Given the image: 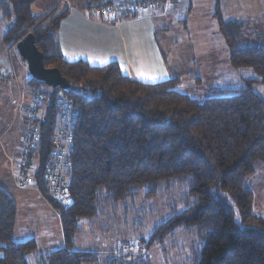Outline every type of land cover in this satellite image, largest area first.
I'll return each instance as SVG.
<instances>
[{
    "label": "trees",
    "instance_id": "1",
    "mask_svg": "<svg viewBox=\"0 0 264 264\" xmlns=\"http://www.w3.org/2000/svg\"><path fill=\"white\" fill-rule=\"evenodd\" d=\"M34 2L0 0L8 23L3 41L9 48L33 32L45 66L58 68L70 84L69 92L54 89L77 111L65 169L68 199L53 196L45 175L58 128L52 94L36 111L40 134L25 164L34 186L59 213L64 245L37 253L34 238L17 241V203L0 186V264H153L146 252L173 238L179 227H196L201 239L191 264H264V216L254 211L247 182L264 161V96L247 83L197 99L177 89L181 78L176 75L147 83L124 74L114 61L101 67L67 61L57 40L67 9L36 15ZM218 2L214 15L230 64L251 68L253 80L264 84L263 37L244 33L245 22L225 20ZM143 10L115 16L131 18ZM29 85L42 88L31 75ZM161 192L178 197L146 231L149 218L139 197L152 199ZM85 225L111 227L122 235L136 226L140 234L134 241L118 236L117 250L77 249L75 238ZM32 253L35 263L29 260Z\"/></svg>",
    "mask_w": 264,
    "mask_h": 264
},
{
    "label": "crops",
    "instance_id": "2",
    "mask_svg": "<svg viewBox=\"0 0 264 264\" xmlns=\"http://www.w3.org/2000/svg\"><path fill=\"white\" fill-rule=\"evenodd\" d=\"M186 1L188 0H174L167 3L164 7L145 9L139 12L141 16L123 19H119L114 14L109 16L93 13L90 10V5L93 0H35L32 5V10L36 15H43L52 8L58 10L67 9L57 31L60 51L62 52L63 58L67 61L84 60L92 66L99 67L114 61L117 62L124 74L136 80L155 83L168 80L171 76L176 75L181 78L180 83L182 84L191 80V76L195 73L190 71L191 76L188 75V78L183 80L186 77L181 75L184 74H176V72H181L179 67L182 64L175 59L174 68L173 66L171 68L163 52H168L173 48L170 38V27L181 26V28L186 29L188 25L187 16L191 12V7H187L185 9L186 12L182 16H179L178 21L181 22H178L176 19L178 8L184 10L187 5ZM218 3L221 15L225 20L236 19L245 22L249 25L243 29L244 33L246 32L247 35L259 34L264 39V29L259 26L263 24L261 20H264V0H219ZM212 10L214 12L216 10V0L211 5ZM253 19L255 21L252 24ZM161 41L167 44L169 48L163 49ZM5 49L6 52L4 53L7 55L8 61L3 63L0 61V71L10 72L11 67H13L17 72L18 78L15 81H8L0 77V90H5L10 96L6 106L0 103V110L2 112L0 117V186L17 203V217L14 231V236H17L18 230L25 229V223L28 224V218L25 219L23 216H20L17 193H14L18 186L16 180L19 169L17 158L22 150L21 137L27 122L23 115L22 119L18 118V115H14L12 104L18 92L16 82H19L18 84L22 87H30V75L24 76V79L20 78L16 65L17 59H14L16 51L12 56V61H10L6 45ZM184 52H189V49L184 50ZM190 62L187 61L184 64L187 70H193L192 68L188 69ZM29 187L36 188L34 185L27 186V188ZM251 189L255 196L253 188ZM36 190L41 195L40 197H43L37 188ZM28 193L35 196L31 192ZM25 196L27 195L25 194ZM256 199L259 200V196H255ZM54 212L56 215H59L56 210ZM257 213L264 216V214ZM56 226H59V222ZM58 231L59 227L57 229ZM48 240L51 239L47 238L46 248L51 249L42 248L44 250L43 252L57 249H53L54 244ZM63 241L64 236L62 230V236L60 235L58 237L56 245L62 247L64 245ZM106 251L104 250L103 252ZM38 252L40 253L39 250H37Z\"/></svg>",
    "mask_w": 264,
    "mask_h": 264
},
{
    "label": "rangeland",
    "instance_id": "3",
    "mask_svg": "<svg viewBox=\"0 0 264 264\" xmlns=\"http://www.w3.org/2000/svg\"><path fill=\"white\" fill-rule=\"evenodd\" d=\"M213 1L214 0L186 1L187 5L184 10L178 8L176 13V19L178 21L179 16H182V14L186 12L185 9L191 7V12L187 16L188 25L186 29L181 28V26L170 27V38L173 48L168 52H163L167 57L170 67L172 68L174 65L175 59L182 64V66L179 67L181 72H176V74H184L181 75L186 77L183 80H186L188 75L191 76L190 71L195 73L191 76V80L182 84L179 81L177 89L189 94L193 98L201 99L209 96L213 90L240 88L244 87L247 83H250L255 91L264 96V84L253 80L257 75L251 68L236 69L230 64L229 49L224 37L221 35L220 31H218L214 10L211 11ZM140 14L141 13H138L137 16H141ZM254 21L255 20L253 19L252 24ZM261 22L263 24L259 26L264 29V20H261ZM7 25L8 23L2 19L0 13L1 63L8 61V57L4 53L6 52V49L3 41V33L6 30ZM253 36L254 35H252V37ZM161 45L163 49L169 48V46L163 41H161ZM188 49L189 52H184V50ZM15 58L17 59L16 65L20 78L24 79V76L30 75L27 64L20 57L18 51H16V54L14 55V59ZM187 61H191L188 64V69L192 68L193 70L186 69L184 64ZM198 78L200 79L199 82H197ZM41 86L44 89H51L49 88L50 86L45 84H41ZM9 97V94L5 90H0V103L6 106ZM18 114V118L22 119L24 113L19 112ZM1 115L2 112L0 110V117ZM247 182L248 185L253 188L255 196H259V200H255L254 196V211L264 214V201H262L264 199V161L258 163L257 170L247 178ZM25 187L26 188H20L17 186L14 193H17L20 216H23L25 219L28 218V224L25 223V229L18 230V234L15 238L24 241L34 238L38 244V250L40 252L44 251L42 248L51 249L46 248L47 238H50L51 240L48 241H51V243L54 244L52 247L53 249L61 247L56 245L58 237L60 235L62 236L61 219L59 215L55 214V209L45 198L40 197L41 195L35 187ZM28 192L35 194L36 197ZM25 194L27 196H25ZM177 197L178 195L175 193L169 194L162 192L159 196L152 199L139 197L141 204L143 202L140 206H145L149 218L145 223L146 231L151 229L153 222L155 223L167 213L169 207L175 204L172 199H176ZM137 204L139 205L140 203L137 202ZM58 222L59 226H56ZM91 226L85 225L83 232L75 238V248L91 249L98 252L108 250L109 247L113 250H117L120 246L118 244V236L122 240L128 239L129 241H134L140 234L136 226L128 227V235H125L126 232L122 235L120 231L117 232L111 227L101 231L99 230V226ZM58 227L59 231L57 232ZM198 248H201V239L197 228L179 227L173 238H168L162 245L150 248L146 254L153 264H191L193 254L197 252ZM133 250H136V248ZM36 258L37 255L34 253L29 255L31 263H35Z\"/></svg>",
    "mask_w": 264,
    "mask_h": 264
},
{
    "label": "built area",
    "instance_id": "4",
    "mask_svg": "<svg viewBox=\"0 0 264 264\" xmlns=\"http://www.w3.org/2000/svg\"><path fill=\"white\" fill-rule=\"evenodd\" d=\"M174 0H97L91 3L90 10L93 13L102 15H118L129 12L131 8L143 10L152 7H164L167 3ZM17 42L8 48L10 61L16 51ZM13 66V64L11 63ZM0 77L8 81H15L18 78L17 72L11 67L10 72L0 71ZM17 85V95L13 99L12 110L14 115L23 112L26 118L27 132L22 135V150L17 160L20 165V173L18 174V184L21 187L34 185L31 173L27 172L25 164L26 157L32 148L35 140L39 138V129L36 124V111L40 108L43 100L49 95L54 96L56 116H57V132L53 136L52 141L55 145L52 156L47 161L46 180L48 187L53 196L60 200H66L69 197L67 175L65 174L66 163L69 151V139L72 125L77 115L73 101L62 91H54V89H42L38 87H22L19 82Z\"/></svg>",
    "mask_w": 264,
    "mask_h": 264
},
{
    "label": "water",
    "instance_id": "5",
    "mask_svg": "<svg viewBox=\"0 0 264 264\" xmlns=\"http://www.w3.org/2000/svg\"><path fill=\"white\" fill-rule=\"evenodd\" d=\"M16 48L20 57L26 62L32 78L53 89L59 88L64 92L70 91L69 81L62 75L61 71L56 67L45 66L44 54L36 45L33 32H28L18 40Z\"/></svg>",
    "mask_w": 264,
    "mask_h": 264
},
{
    "label": "clouds",
    "instance_id": "6",
    "mask_svg": "<svg viewBox=\"0 0 264 264\" xmlns=\"http://www.w3.org/2000/svg\"><path fill=\"white\" fill-rule=\"evenodd\" d=\"M18 42V41H17Z\"/></svg>",
    "mask_w": 264,
    "mask_h": 264
},
{
    "label": "snow or ice",
    "instance_id": "7",
    "mask_svg": "<svg viewBox=\"0 0 264 264\" xmlns=\"http://www.w3.org/2000/svg\"><path fill=\"white\" fill-rule=\"evenodd\" d=\"M154 78V77H153Z\"/></svg>",
    "mask_w": 264,
    "mask_h": 264
}]
</instances>
